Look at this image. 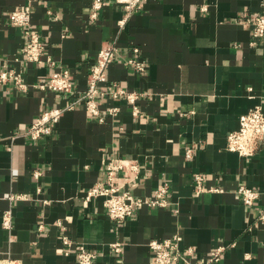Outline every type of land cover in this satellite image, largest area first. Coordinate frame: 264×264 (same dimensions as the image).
<instances>
[{
	"label": "crops",
	"instance_id": "crops-1",
	"mask_svg": "<svg viewBox=\"0 0 264 264\" xmlns=\"http://www.w3.org/2000/svg\"><path fill=\"white\" fill-rule=\"evenodd\" d=\"M105 1L93 18V0H0V70L21 73L26 84L0 86V261L78 264L73 250L65 253L66 232L97 255L94 264H151L150 240L180 233V248L194 253L177 264H264V144L251 156L227 148L240 117L254 106L264 109V37L252 44L251 26L242 22L262 0H145L123 26L124 6ZM24 5L32 7L45 47L40 63L21 57L26 36L9 20ZM112 41L120 54L100 86L117 82L139 93V113L107 95L102 107L120 111L100 122L81 96L101 46ZM132 44L140 45L142 73L124 63ZM60 68L72 74L73 91L35 87ZM68 105L50 135L24 134L44 111ZM112 158L139 168L135 181L119 171L117 183L147 197L168 183L169 204L112 220L103 197H88ZM196 173L204 177L199 194ZM241 185L261 192L253 206L243 202ZM7 212L11 229L3 225ZM221 246V260L208 263Z\"/></svg>",
	"mask_w": 264,
	"mask_h": 264
},
{
	"label": "built area",
	"instance_id": "built-area-1",
	"mask_svg": "<svg viewBox=\"0 0 264 264\" xmlns=\"http://www.w3.org/2000/svg\"><path fill=\"white\" fill-rule=\"evenodd\" d=\"M145 0H116L122 4L126 10L124 19L119 21V25L123 26L126 19L134 12L139 11ZM105 0H93L92 8L94 12L92 17L97 16V11L104 5ZM32 7L24 5L13 10L10 14V22L14 25L21 26L26 36V43L21 52V57L27 62L40 63L41 56L44 51V44L41 36L35 30L31 23ZM243 23L251 26L253 41L256 44V39L264 37V0L261 3V10L242 20ZM131 54L124 60L128 66H132L137 73H142L146 70V63L139 57L141 53L140 45H130ZM120 54L119 46L115 41L105 42L97 55L96 62L91 66L87 77V88L81 96L85 110L88 114L97 118L100 122H104L107 116H115L119 113L120 108L110 106L102 107V99L105 96L111 98H122L133 105L134 114L139 113L138 99L141 97L139 93L131 92L125 88L118 86L117 82L111 83L108 90H103L100 84L107 81V67ZM8 81H13L20 87H25L22 74L15 70H0V86ZM36 88L41 90H51L53 92L68 93L73 91L74 83L73 76L67 69H57L46 79L40 80ZM144 94H142L143 96ZM73 108V105L65 107H53L44 111L39 118L31 123L25 130L24 134L32 140H38L43 136L50 135L56 124L66 110ZM264 144V109L261 105L250 108L245 114L240 117V126L237 130L230 132L227 136V148L230 151L237 152L241 156H251L257 149ZM188 153V152H187ZM127 170L132 174L129 181H135L138 178V165L132 161L124 159H106L104 161L105 179L103 182L97 183L88 192V197L104 198V206L108 210V214L112 220L117 223L124 222L127 218L135 214L136 211L144 207L160 206L165 207L169 204L168 193L169 185L164 183L159 188H156L154 194L150 197L136 196L126 189L123 184L116 181L117 174L121 170ZM40 172H35L38 176ZM195 185L197 186V194L203 190L204 177L201 173L194 175ZM243 202L247 206H253L260 198L261 192L255 188L241 185L238 188ZM264 220V215L259 217ZM58 224L63 228L61 220ZM3 225L7 229L12 228L11 213L7 212L3 218ZM63 244L67 247L66 254L73 250L77 257L78 264H94L97 255L91 251L86 244L76 242L66 232L61 234ZM182 235L176 233L172 238L165 240L152 239L149 242L153 259L151 264H177L180 261L189 263V258L194 253L193 248H180ZM111 247L116 252L122 250V243L115 242ZM224 247H219L212 250L208 256V263L219 262L222 258ZM0 264H21L18 260L5 258L0 261Z\"/></svg>",
	"mask_w": 264,
	"mask_h": 264
}]
</instances>
